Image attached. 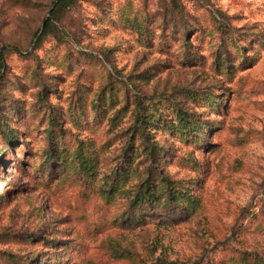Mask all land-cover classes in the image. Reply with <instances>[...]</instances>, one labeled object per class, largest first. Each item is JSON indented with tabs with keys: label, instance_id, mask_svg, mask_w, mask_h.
<instances>
[{
	"label": "rangeland",
	"instance_id": "obj_1",
	"mask_svg": "<svg viewBox=\"0 0 264 264\" xmlns=\"http://www.w3.org/2000/svg\"><path fill=\"white\" fill-rule=\"evenodd\" d=\"M56 1L0 0V264H264V0Z\"/></svg>",
	"mask_w": 264,
	"mask_h": 264
},
{
	"label": "trees",
	"instance_id": "obj_2",
	"mask_svg": "<svg viewBox=\"0 0 264 264\" xmlns=\"http://www.w3.org/2000/svg\"><path fill=\"white\" fill-rule=\"evenodd\" d=\"M76 2V0H58L54 3V9L52 10V12L50 13L49 17L47 19H45L44 24H43V36L49 34V33H55L56 34V38L58 40H60V37L58 35V33H56L55 31V22L58 21L59 16L65 12L70 6H72L74 3ZM35 38H38V33L35 34ZM40 42V39L37 40V45ZM0 64L1 66H3V58H2V54L0 53ZM143 108V107H142ZM141 117V115H140ZM139 117V118H140ZM179 122L186 124H189V120L185 117L184 115L180 114L179 118H178ZM146 122V121H145ZM58 123H56L57 125ZM53 135V132L49 133V136ZM63 154V153H60ZM60 154H56L57 158H61ZM79 159L81 161V164L85 170L86 173H92L93 172V164L92 161L87 159L84 155V147H81L79 149ZM50 161L54 160L55 157L54 156H49ZM146 196H149V202L151 203H155L156 201H158L159 199L157 197H155L153 191H151L150 187L148 185H143L142 186V190L139 192V194L137 195V204L138 206L143 204V203H147V200L145 199ZM176 197L174 195H171V198L167 199V201H175Z\"/></svg>",
	"mask_w": 264,
	"mask_h": 264
}]
</instances>
